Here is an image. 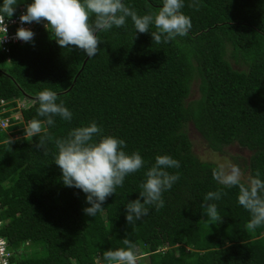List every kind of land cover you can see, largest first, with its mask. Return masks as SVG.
Instances as JSON below:
<instances>
[{"label":"trees","instance_id":"obj_1","mask_svg":"<svg viewBox=\"0 0 264 264\" xmlns=\"http://www.w3.org/2000/svg\"><path fill=\"white\" fill-rule=\"evenodd\" d=\"M196 2L190 7L193 0H185L182 9L191 17L188 34L167 43L136 32L128 18L125 26L97 33L92 57L75 46L62 48L41 25L31 43L12 48L9 60L0 52V105L26 100L21 118L0 129V234L12 264H94L124 237L146 264H264V225L248 226L238 189L217 183L218 165L194 154L186 132L192 123L216 152L234 144L249 150L247 173H264V0ZM125 3L155 13L162 0ZM23 7L21 0L14 15ZM195 81L199 97L189 100ZM44 87L57 92L73 118L55 117L38 147L39 135H28L26 124L37 116L35 96ZM92 119L147 163L88 216L86 194L62 183L53 159L55 139ZM162 153L180 161L179 169H169L180 177L163 193V207L129 224L124 203L138 196L145 168ZM217 188L221 219L209 224L200 202Z\"/></svg>","mask_w":264,"mask_h":264},{"label":"clouds","instance_id":"obj_2","mask_svg":"<svg viewBox=\"0 0 264 264\" xmlns=\"http://www.w3.org/2000/svg\"><path fill=\"white\" fill-rule=\"evenodd\" d=\"M21 0H0V45L8 37V23ZM24 11L18 16L20 26L13 37L31 42L34 32L24 26L45 21L44 27L62 48L82 50L87 57L98 52L100 38L97 33L113 26L126 25L131 19L134 30L150 33L157 43H167L188 34L192 27L191 17L182 9L185 0H162L155 13H139L125 3V0H23ZM198 7L196 0L189 5ZM8 18V19H6ZM154 26L155 31H150ZM8 101V100H7ZM37 116L31 118L26 128L28 134L38 136L41 147L48 135L49 127L55 125V117L71 121L72 110L63 100L57 99V92L44 87L35 96ZM37 117H44L43 120ZM10 140L8 138V144ZM56 152L53 161L59 166L61 181L65 186L75 187L85 193L86 205L82 211L94 216L102 203L122 186L125 177L145 166L147 161L138 150L126 151V141L116 135L105 133L95 119L69 128L64 136L55 139ZM180 161L170 154H156L154 162L145 168L139 185L138 196L124 203V217L129 224L147 215L150 208L164 206L163 193L171 189L179 179ZM213 178L224 187H235L237 202L249 213L248 226L264 225V173L259 169L254 174H245L240 164L228 162L213 169ZM222 189L206 192L200 202L201 210L208 223L218 222L221 214L214 202L219 200ZM102 264H137L136 245L124 237L122 246L110 247L100 254Z\"/></svg>","mask_w":264,"mask_h":264},{"label":"built area","instance_id":"obj_3","mask_svg":"<svg viewBox=\"0 0 264 264\" xmlns=\"http://www.w3.org/2000/svg\"><path fill=\"white\" fill-rule=\"evenodd\" d=\"M23 11H24V7L17 14L13 15V17L9 20L8 37L3 42V44L0 45V52L6 55L7 60H9V55H10V52H11L13 47L22 46V45L31 43V42L22 41L20 39H16L13 37V33L15 32V29L18 26H20V21L18 20V16ZM6 19H8V18H6ZM44 23H45V21L42 19L40 23L33 22L31 24H25L24 25L26 27H30L33 30L34 36L32 38V41L36 38V35H37L36 28L38 27V25H41L42 27H44ZM25 101L26 100L17 99V101H16L17 106L7 108L6 105L8 104L9 101L2 100L1 105H0V129L1 130H5L11 125V119L12 118H14L16 120L21 118V110L20 109H22L26 105ZM15 108H17L18 110L14 111L10 116H8V117L3 116L7 111H9V110L12 111ZM17 137H21V135L19 134V135H12L11 136V138H17ZM2 209H3V207L0 203V213H1ZM2 223H3V221L0 219V228L2 226ZM11 255H12V252L8 248L7 239L0 234V264H12L10 261ZM72 264H76V263L72 262ZM94 264H102V262L99 259H96Z\"/></svg>","mask_w":264,"mask_h":264},{"label":"rangeland","instance_id":"obj_4","mask_svg":"<svg viewBox=\"0 0 264 264\" xmlns=\"http://www.w3.org/2000/svg\"><path fill=\"white\" fill-rule=\"evenodd\" d=\"M197 84V81L193 83L190 97L188 98L189 100H193L199 97ZM186 132L191 141L194 154L201 160L212 162L216 165H226L228 162H235L240 164L242 169H244L246 175L248 174L246 170V162L251 154L249 150L242 148L237 144H234L226 147L224 153L216 152L209 148L207 142L203 139L201 134L196 130L192 123H189L187 125ZM137 264H146L143 260V256L137 257Z\"/></svg>","mask_w":264,"mask_h":264}]
</instances>
